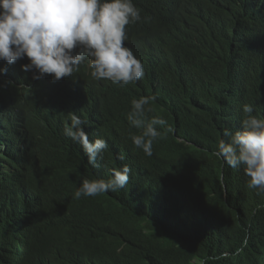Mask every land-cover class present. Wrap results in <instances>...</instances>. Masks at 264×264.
<instances>
[{"label": "trees", "instance_id": "1", "mask_svg": "<svg viewBox=\"0 0 264 264\" xmlns=\"http://www.w3.org/2000/svg\"><path fill=\"white\" fill-rule=\"evenodd\" d=\"M133 2L142 19L127 27L125 44L143 62L142 80L96 81L84 64L53 83L23 71L27 58L0 61V264H74L106 248L124 264H264V193L211 150L225 127L240 128L244 104L264 116V0ZM153 95L145 118H164V136L191 145L166 144L160 155L158 139L152 156L133 145L131 101ZM70 112L107 141L98 168L64 134ZM125 150L163 177L162 196L139 181L73 198L84 179L121 169ZM123 239L130 246L119 252Z\"/></svg>", "mask_w": 264, "mask_h": 264}, {"label": "clouds", "instance_id": "2", "mask_svg": "<svg viewBox=\"0 0 264 264\" xmlns=\"http://www.w3.org/2000/svg\"><path fill=\"white\" fill-rule=\"evenodd\" d=\"M141 19V10L133 0H0V61L12 65L27 58L29 63L22 65L23 71H31L35 80L50 76L53 83L73 77L74 72L86 64L93 80L126 86L145 76L143 62L125 44L127 27ZM0 72L6 73L7 68ZM155 100L153 95L131 101L127 121L131 128L138 130V134L130 137L133 145L147 156H152L153 143L158 139L163 143L160 155L166 150V144L191 145L186 136H164L170 128L164 118H145V113L151 111L145 106ZM253 112V105L244 104L240 128L225 127L224 139L218 140L217 149L212 144L211 150L227 166L242 167L247 177L245 187L260 195L264 193V116L261 118ZM69 121L65 124L64 134L82 147L88 164L98 168V159H103V153L109 147L107 141L90 137L84 128L87 121L75 112L69 113ZM182 154L193 156L187 150ZM119 159L123 160L118 165L121 169H113L107 180L84 179L73 198L98 197L123 188L132 190L139 181L152 184L151 198L163 195V177H151L149 170L140 166L135 153L125 150ZM181 180L188 181V178ZM129 246L123 239V248L118 251ZM228 256L229 253L224 252L216 259H227ZM65 262L60 261V264ZM74 264L124 263L119 257L109 255V248H106L98 255L82 257Z\"/></svg>", "mask_w": 264, "mask_h": 264}, {"label": "bare ground", "instance_id": "3", "mask_svg": "<svg viewBox=\"0 0 264 264\" xmlns=\"http://www.w3.org/2000/svg\"><path fill=\"white\" fill-rule=\"evenodd\" d=\"M30 73H32V72H30Z\"/></svg>", "mask_w": 264, "mask_h": 264}]
</instances>
